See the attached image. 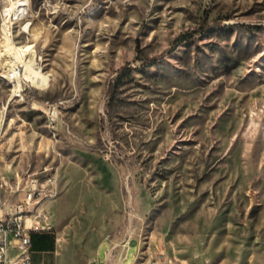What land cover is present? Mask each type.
Listing matches in <instances>:
<instances>
[{"label": "rangeland", "instance_id": "rangeland-1", "mask_svg": "<svg viewBox=\"0 0 264 264\" xmlns=\"http://www.w3.org/2000/svg\"><path fill=\"white\" fill-rule=\"evenodd\" d=\"M19 1L0 41L50 80L14 97L0 75V178L54 177L61 264L131 239L136 264H264V0Z\"/></svg>", "mask_w": 264, "mask_h": 264}, {"label": "built area", "instance_id": "built-area-1", "mask_svg": "<svg viewBox=\"0 0 264 264\" xmlns=\"http://www.w3.org/2000/svg\"><path fill=\"white\" fill-rule=\"evenodd\" d=\"M9 15L7 14V17ZM15 17V20L20 21L17 15ZM5 24L8 29L9 21ZM24 32L28 33L26 29ZM40 68L42 70L41 66ZM5 72L7 79L12 81L13 96L20 97L24 87L31 85V79L24 78V66L16 62L8 66ZM57 116L55 109L48 110L51 124L55 122ZM23 181L18 174L9 181L0 178V264H32V234L52 231L49 216L42 208V201L57 195L54 177L47 178L44 183L30 179L25 186ZM4 193L17 195L18 203L6 200Z\"/></svg>", "mask_w": 264, "mask_h": 264}, {"label": "crops", "instance_id": "crops-1", "mask_svg": "<svg viewBox=\"0 0 264 264\" xmlns=\"http://www.w3.org/2000/svg\"><path fill=\"white\" fill-rule=\"evenodd\" d=\"M58 241L59 239L52 231L46 234H36L33 241L35 247L33 248L32 264H61ZM133 244H135L136 253L133 255L130 264H136L140 245L132 239L126 244L124 249H117L115 252H111L109 248L105 249L103 260L98 259L100 253L99 248L89 263L86 264H125L131 257L130 248ZM142 264H148V261Z\"/></svg>", "mask_w": 264, "mask_h": 264}, {"label": "bare ground", "instance_id": "bare-ground-1", "mask_svg": "<svg viewBox=\"0 0 264 264\" xmlns=\"http://www.w3.org/2000/svg\"><path fill=\"white\" fill-rule=\"evenodd\" d=\"M27 3H25L24 0H21L13 5L11 8V12H13L14 15H17L18 18H24L27 14L26 12ZM24 13V14H23ZM32 23L26 22L24 24V28L30 32ZM3 43V45L7 49H13V52L9 53V57L11 58L10 61H8V65H12L16 62L22 63L24 66V78L31 79V82L39 87L46 86L48 81L50 80L49 77L41 70L40 65L38 64V56L36 51L33 49V46L28 47H15L9 38H4L0 41ZM30 54V55H29ZM29 55V59L25 60L24 56ZM6 71V70H5ZM3 71L0 73L1 77H3L5 80L9 82L12 86L11 79H7V77L4 75L6 72Z\"/></svg>", "mask_w": 264, "mask_h": 264}, {"label": "trees", "instance_id": "trees-1", "mask_svg": "<svg viewBox=\"0 0 264 264\" xmlns=\"http://www.w3.org/2000/svg\"><path fill=\"white\" fill-rule=\"evenodd\" d=\"M208 28H209V26H208V24H207V21H205V22L201 25V27H200V31H206ZM196 32H197V31H194V32L189 33V34H187V35H180V36L176 39L175 43L178 44V43H180V42H183V41H185V40H188L189 38L193 37V36L196 34ZM46 233H47L46 231H43V232H35V233H33V234H32V241H34L36 234H46ZM34 247H35V244L33 243V248H34Z\"/></svg>", "mask_w": 264, "mask_h": 264}]
</instances>
